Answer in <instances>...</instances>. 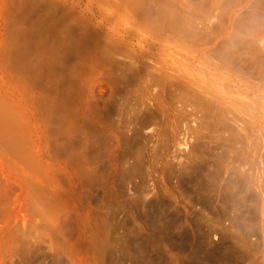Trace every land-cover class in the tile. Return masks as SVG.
<instances>
[{"label": "rangeland", "instance_id": "374dc122", "mask_svg": "<svg viewBox=\"0 0 264 264\" xmlns=\"http://www.w3.org/2000/svg\"><path fill=\"white\" fill-rule=\"evenodd\" d=\"M0 264H264V0H0Z\"/></svg>", "mask_w": 264, "mask_h": 264}, {"label": "clouds", "instance_id": "9594fccd", "mask_svg": "<svg viewBox=\"0 0 264 264\" xmlns=\"http://www.w3.org/2000/svg\"><path fill=\"white\" fill-rule=\"evenodd\" d=\"M123 27H124L125 29H128V28H131L132 25H131V23L128 22L127 20H124V21H123Z\"/></svg>", "mask_w": 264, "mask_h": 264}]
</instances>
